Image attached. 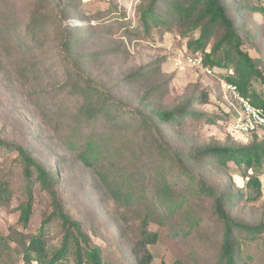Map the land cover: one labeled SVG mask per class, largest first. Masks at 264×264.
I'll return each mask as SVG.
<instances>
[{"label":"trees","instance_id":"16d2710c","mask_svg":"<svg viewBox=\"0 0 264 264\" xmlns=\"http://www.w3.org/2000/svg\"><path fill=\"white\" fill-rule=\"evenodd\" d=\"M69 1L41 0L22 31L27 41L15 39L10 45L22 51L27 43L36 48L54 40L62 70V78L50 84L56 101L47 103L46 95L37 99L43 112L41 122L51 128L65 151L54 168L23 144L0 136V148L15 154L23 177L16 184L11 175H0V204L15 193L22 196L17 204L18 222L27 226L36 186L49 201L39 231L21 233L16 243L21 263L115 264L120 253L118 259L150 264L148 247L158 241L161 230L172 238L205 240L211 250L206 264H251L257 253L264 257V217L249 219L242 209L243 203L261 196L264 133L253 131L245 142L227 138L179 148L173 132L178 134L184 125L214 121L215 115L197 109L208 102L207 94L188 95L170 107L159 104L167 89L164 82L151 84L136 104L115 94L89 67L107 51L82 50L91 26L76 28L66 22ZM256 16L264 19V0H140L134 30L149 33L156 28L188 37L186 45L202 65L225 69L226 81L264 113V24L256 23ZM6 26L10 19L0 17L1 38ZM246 46L254 47L259 55H251ZM23 63L21 76L36 78L41 73L36 64ZM142 69L125 76L124 82L143 84L157 73ZM67 161L88 172V186L101 202L113 204L106 211L108 221H101L102 236L72 215L58 189ZM231 173L244 184L237 185ZM185 192L205 198L209 209L196 213ZM125 212L139 218L138 235L132 236ZM48 223L53 224L57 245L47 241L44 226ZM94 236L102 243L94 241ZM106 245L114 250L106 253ZM9 247L0 234V264H9ZM173 264H189L188 258L181 252Z\"/></svg>","mask_w":264,"mask_h":264},{"label":"rangeland","instance_id":"374dc122","mask_svg":"<svg viewBox=\"0 0 264 264\" xmlns=\"http://www.w3.org/2000/svg\"><path fill=\"white\" fill-rule=\"evenodd\" d=\"M139 1L70 0L68 2L66 22L76 28L85 29L91 26L82 50L107 51L105 56L90 62L92 74L98 77L102 84L110 87L115 94L133 104H136L143 91L155 82L167 83L165 94L161 99L159 98V104L164 107H170L188 95L206 93L208 102L197 105V109L215 115L214 121L192 126L184 125L183 129L177 130L178 134L173 130L171 135L177 137L175 142L179 148L187 150L192 145L222 141L227 138L243 142L249 140L251 132L242 133L234 124L236 115L240 113V105L234 95L226 89L225 69L216 67L206 69L203 65L200 67L189 64L186 57L197 55L187 47L188 37L181 36L175 31L154 28L149 33H135ZM40 2L41 0H0V17L10 19L9 28L6 26L3 29V37H0V136L8 141L23 144L33 155L53 169L55 160L57 157H62L65 151L51 128L41 122L43 112L37 99L41 95H46L44 101L47 103L56 101V93L50 84L62 78L61 62L59 63L57 59V44L54 40H46L41 47L34 48L27 43L22 51L10 46L11 42L17 39L27 41L22 31L30 11ZM108 9H112L111 13H107ZM255 19L256 23L264 24L263 17L256 16ZM250 21L249 19V25ZM129 30H133V33H129ZM197 35L198 33L194 32L193 37ZM244 48L253 56L259 55L252 46ZM207 50L209 47L206 48ZM23 62L36 64V67L41 68V73L36 78L21 76L19 72ZM139 68L152 70L151 75L154 70L157 73L143 84L139 83L141 85L124 82L125 76ZM260 87L255 81V88ZM45 91L47 93L43 94L42 92ZM174 129L176 130L175 127ZM256 132L261 136L264 130L258 128ZM15 157V154L0 148V175H11L14 182L19 184L23 177ZM231 174L237 185L244 184V180L236 173ZM260 179L261 196L254 201H247V204H242L244 213L253 220L264 217V176L260 175ZM89 181L88 172L78 163L67 161L62 165L58 189L72 215L84 221L85 227L102 236L104 232L103 227L100 226L101 221H108L106 211L111 210L113 204L108 201L101 202L99 195L88 186ZM33 195V211L27 226H22L23 224L18 222L17 204L22 196L19 195L18 198L15 193L10 201L0 204V234L6 237L10 245L9 264H22L16 244L22 238L21 233L38 232L41 219L49 210V201L44 191L36 186ZM185 196L190 197V206L196 213L206 212L209 209L208 202L202 196L192 195L190 192H185ZM118 210L123 212L122 208ZM125 213L132 236L138 235L139 218L132 212ZM52 226V223H48L44 229L48 243L54 246L58 244L59 239L54 235ZM150 229H156V226L150 225ZM93 240L102 243L95 236ZM107 246L106 253L114 250ZM148 249L152 257L150 264H173L181 252L188 258L189 264H206L207 256L211 254L205 240L199 242L181 237L172 238L163 230L158 241L149 245ZM191 249L195 251L188 254ZM117 256L115 264H132L127 259H118L122 258L120 253ZM251 264H264V257L257 253Z\"/></svg>","mask_w":264,"mask_h":264},{"label":"built area","instance_id":"2783aa9c","mask_svg":"<svg viewBox=\"0 0 264 264\" xmlns=\"http://www.w3.org/2000/svg\"><path fill=\"white\" fill-rule=\"evenodd\" d=\"M186 60L189 64L202 66V61L199 56L188 55ZM209 71V70H207ZM226 89L234 95L238 105H240V113L236 115L234 124L242 131V133H249L261 128L264 130V113L261 109L253 107L249 101L241 96L237 90L236 85L227 82Z\"/></svg>","mask_w":264,"mask_h":264}]
</instances>
